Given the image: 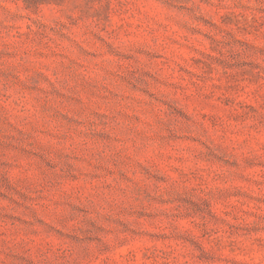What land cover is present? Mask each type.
<instances>
[{
	"label": "rangeland",
	"instance_id": "obj_1",
	"mask_svg": "<svg viewBox=\"0 0 264 264\" xmlns=\"http://www.w3.org/2000/svg\"><path fill=\"white\" fill-rule=\"evenodd\" d=\"M0 264H264V0H0Z\"/></svg>",
	"mask_w": 264,
	"mask_h": 264
}]
</instances>
